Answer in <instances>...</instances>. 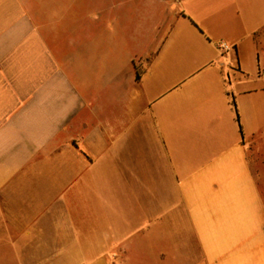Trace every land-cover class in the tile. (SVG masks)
Here are the masks:
<instances>
[{
	"label": "crops",
	"instance_id": "crops-1",
	"mask_svg": "<svg viewBox=\"0 0 264 264\" xmlns=\"http://www.w3.org/2000/svg\"><path fill=\"white\" fill-rule=\"evenodd\" d=\"M176 1L0 0V264H264V0Z\"/></svg>",
	"mask_w": 264,
	"mask_h": 264
},
{
	"label": "rangeland",
	"instance_id": "rangeland-1",
	"mask_svg": "<svg viewBox=\"0 0 264 264\" xmlns=\"http://www.w3.org/2000/svg\"><path fill=\"white\" fill-rule=\"evenodd\" d=\"M134 1H138V0H134ZM143 1L145 2L143 7L135 6L134 9H131L132 13L130 15L128 14L129 18L123 19V21H121L122 27H126V26L129 27V30L126 31L125 33H128L130 36L134 34L137 36L138 33L140 34L142 28H144L145 34H147L149 28H151L159 20L163 31L168 26L174 25V18L176 17V14H178L179 16L183 14L182 8L176 0H143ZM116 2H117V7L123 8L125 7V3L126 2L128 3V0H116ZM140 3L141 0H139V4ZM151 4L154 5L155 7H159L158 8L159 11L156 12L154 7L150 6ZM121 33L122 32H120V35ZM263 41H264V37H263ZM256 173L258 175L260 184L264 188V169H262V167L258 165L256 167Z\"/></svg>",
	"mask_w": 264,
	"mask_h": 264
},
{
	"label": "built area",
	"instance_id": "built-area-1",
	"mask_svg": "<svg viewBox=\"0 0 264 264\" xmlns=\"http://www.w3.org/2000/svg\"><path fill=\"white\" fill-rule=\"evenodd\" d=\"M218 46L223 53H228L231 50V46L226 42H220Z\"/></svg>",
	"mask_w": 264,
	"mask_h": 264
}]
</instances>
